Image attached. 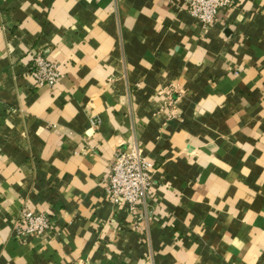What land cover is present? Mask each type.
Masks as SVG:
<instances>
[{"label":"crops","instance_id":"obj_1","mask_svg":"<svg viewBox=\"0 0 264 264\" xmlns=\"http://www.w3.org/2000/svg\"><path fill=\"white\" fill-rule=\"evenodd\" d=\"M0 0V264H264V0ZM64 74L36 85L34 55ZM137 147L156 185L109 200ZM51 228L21 238L22 210Z\"/></svg>","mask_w":264,"mask_h":264},{"label":"built area","instance_id":"obj_2","mask_svg":"<svg viewBox=\"0 0 264 264\" xmlns=\"http://www.w3.org/2000/svg\"><path fill=\"white\" fill-rule=\"evenodd\" d=\"M188 11L204 25L212 24L219 12L233 6L232 0H186ZM31 76L36 85L54 88L63 80L60 64L52 61L46 54L34 55ZM108 177L109 200L116 206L126 204L135 211L153 191L156 180L154 165L137 147L119 149L110 164ZM51 220L45 213L35 215L30 209L21 211L14 231L23 239L28 236H43L51 228Z\"/></svg>","mask_w":264,"mask_h":264}]
</instances>
